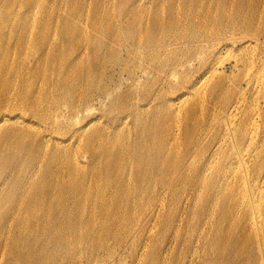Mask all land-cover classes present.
Here are the masks:
<instances>
[{"label": "rangeland", "instance_id": "374dc122", "mask_svg": "<svg viewBox=\"0 0 264 264\" xmlns=\"http://www.w3.org/2000/svg\"><path fill=\"white\" fill-rule=\"evenodd\" d=\"M13 76L33 82V103L9 97ZM0 78L9 114L32 105L44 116L31 128L47 124V139L0 162V264H253L230 254L237 245L210 246L226 228L210 154L235 104L264 130V0H0ZM193 87L202 104L186 126L175 101ZM110 100L127 112L107 115ZM93 129L123 148L105 160L81 134ZM160 143L164 171L147 172ZM198 167L203 186L189 178Z\"/></svg>", "mask_w": 264, "mask_h": 264}, {"label": "bare ground", "instance_id": "6f19581e", "mask_svg": "<svg viewBox=\"0 0 264 264\" xmlns=\"http://www.w3.org/2000/svg\"><path fill=\"white\" fill-rule=\"evenodd\" d=\"M39 36L43 39L47 38L42 23L34 24ZM27 34V29H24L21 33V37L25 38ZM245 41V40H244ZM24 40L19 39V46L23 44ZM248 42V41H247ZM47 41L42 45H46ZM44 58L47 57V52H44ZM32 63H30L31 65ZM6 63L2 65L1 68H5ZM98 73L99 70L95 69ZM19 74V72H18ZM79 76H83L81 71ZM70 78V77H69ZM68 78V79H69ZM17 80V85L9 84L6 90L10 93L11 99H30L34 100V84L32 82V87L30 89L24 90V79L19 76L16 78L13 76L12 80ZM67 79V80H68ZM0 80H2L0 78ZM44 84L47 86V76L44 79ZM2 85V83H0ZM193 93L191 95H182L179 101L176 102V107H183V116H181V121L187 126L189 120H191L196 113H198L200 106L202 104L201 95L199 96L198 87H193ZM215 89V86H213ZM101 93H105L106 89H101ZM109 96V95H108ZM141 100L147 101L145 97ZM121 101L110 100L107 105L109 113L111 115L112 111L115 110L117 113L127 112V105L121 104ZM0 105V162L3 161L6 155L9 153L7 151H12V144H24L30 147L34 146V142L47 139V124L44 128H40L41 124L36 123L39 127L38 131H34L31 126L35 125L30 118L35 116L39 119L44 116L43 113L37 114L33 112L32 105L30 106L31 113L22 109L21 115H17L15 112L9 114L5 108V102ZM241 104H235L232 108L236 110L237 114L233 117L231 113L221 120L220 125L226 126V133L222 138L220 143H217L215 148L211 152V162L215 160L216 155V169L212 175L211 185L214 186L213 190L217 187L216 194L213 197L212 203L215 201L222 200L225 201L226 207L224 209L225 214V230L222 231V240L216 241L215 238L209 239L210 246L217 251L216 254L221 255L225 250L224 243L228 242L234 244L236 249L230 250V254H233L235 258H241L242 262L248 261L253 264H263L264 259V130L262 131L260 123L257 120L249 121L250 110L240 107ZM7 106V105H6ZM8 107V106H7ZM135 108L138 105L134 106ZM126 108V109H125ZM203 108V107H202ZM173 110V109H171ZM170 114V113H169ZM46 118V117H44ZM129 115H124V120L126 121ZM32 119V118H31ZM33 120V119H32ZM34 122L36 120H33ZM180 121V123H182ZM222 126V125H221ZM110 128H113L110 126ZM116 128H119L117 126ZM262 131V132H261ZM110 132V131H109ZM261 132V133H260ZM85 136V139L90 141H97L98 144L93 148L94 152L104 153L106 159H109L112 152H118L123 148V143L118 136H113L109 140V135L100 133L98 129H93L89 132L86 130L81 133ZM32 137H34L32 139ZM83 138V137H82ZM107 139V140H106ZM29 140V144L24 142ZM106 140V141H105ZM159 149L155 151L152 155L150 165L147 168V172L150 170H163V165H165L164 156L167 157L170 153V148H167L162 144H158ZM118 147H120L118 149ZM222 151V158H218V154ZM55 153V151H53ZM52 152V153H53ZM54 153L52 156H54ZM57 156L64 157L56 152ZM155 157L157 161L155 162ZM161 157V158H160ZM112 158V156H111ZM37 159L35 156L32 157V161ZM117 162V156L114 158ZM113 162V163H115ZM208 169L213 170L214 167H209ZM181 164V162H180ZM116 165V163H115ZM191 165V164H190ZM201 167L195 168L189 175L190 179H193L196 172L199 171V175L194 178V180L199 181L202 186L208 182V178L205 172L201 173ZM117 170L118 167L115 166ZM136 170H141L140 162L138 161L135 166V181H141L145 178L146 174H140ZM18 172V169H17ZM12 173L7 175L6 179H10ZM31 177V176H30ZM5 179V180H6ZM210 179V178H209ZM212 190V191H213ZM237 200L239 202H237ZM25 201V200H24ZM237 202L238 205L235 204ZM209 200L201 198V204H208ZM205 205L203 210H208L211 205ZM235 206H237L235 208ZM207 207V208H206ZM232 217L237 219V223H234ZM234 230V231H233ZM238 232V233H235ZM208 238V236H207ZM251 249V252H250ZM236 256H235V253ZM259 256L260 262L253 257ZM246 263V262H245ZM38 264H47V262L38 261Z\"/></svg>", "mask_w": 264, "mask_h": 264}]
</instances>
